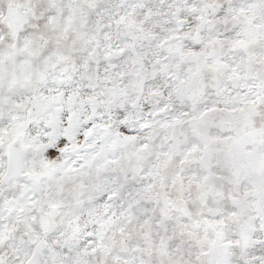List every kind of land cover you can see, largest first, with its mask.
<instances>
[{
  "label": "snow or ice",
  "instance_id": "obj_1",
  "mask_svg": "<svg viewBox=\"0 0 264 264\" xmlns=\"http://www.w3.org/2000/svg\"><path fill=\"white\" fill-rule=\"evenodd\" d=\"M0 264H264V0H0Z\"/></svg>",
  "mask_w": 264,
  "mask_h": 264
}]
</instances>
